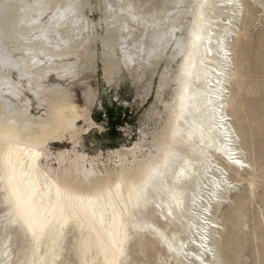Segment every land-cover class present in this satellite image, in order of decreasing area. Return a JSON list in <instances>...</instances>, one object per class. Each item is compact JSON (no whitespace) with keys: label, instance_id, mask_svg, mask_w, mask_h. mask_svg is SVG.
Segmentation results:
<instances>
[{"label":"snow or ice","instance_id":"snow-or-ice-1","mask_svg":"<svg viewBox=\"0 0 264 264\" xmlns=\"http://www.w3.org/2000/svg\"><path fill=\"white\" fill-rule=\"evenodd\" d=\"M252 8L264 20V0H0V264H228L234 231L264 264L230 51ZM101 77L139 112L126 147L92 143ZM241 184L249 214L226 221Z\"/></svg>","mask_w":264,"mask_h":264},{"label":"rangeland","instance_id":"rangeland-1","mask_svg":"<svg viewBox=\"0 0 264 264\" xmlns=\"http://www.w3.org/2000/svg\"><path fill=\"white\" fill-rule=\"evenodd\" d=\"M248 1L245 0V3L247 4ZM259 1L255 3L259 4ZM239 28V34L231 43L235 72L239 77L232 89L235 115L238 117L235 126L247 136L244 148L249 152L250 159L256 168L257 200H259V187L264 181V174H262L264 173V131H262V123H264V20L255 8L246 9ZM93 84L102 94L101 102L104 105L102 109L96 110L94 116L107 125V131L102 142L92 141V143L97 146L103 143L126 147L127 142L124 141L121 132L132 129L134 120L139 122L138 110H133L131 107L125 108L123 104L116 103L113 94L105 90L102 77L94 79ZM116 91L122 94L121 99L124 100L139 89L130 80H125L121 82ZM154 98V94L150 96V99ZM249 118L255 121L254 129L247 128ZM128 139L131 140V136ZM108 150L114 149H105V151ZM87 153L92 155L90 150ZM250 191V188L241 184L229 198L232 204L216 210L221 218L226 221L238 220V217L233 215L237 208L249 214ZM255 246L245 234L238 231L229 232L223 248L224 258L228 264H234V262L239 264L241 260L245 264H260V256L253 251Z\"/></svg>","mask_w":264,"mask_h":264},{"label":"bare ground","instance_id":"bare-ground-1","mask_svg":"<svg viewBox=\"0 0 264 264\" xmlns=\"http://www.w3.org/2000/svg\"><path fill=\"white\" fill-rule=\"evenodd\" d=\"M257 0H254V2H256ZM249 2V1H248ZM259 2H261V0L259 1ZM233 41V40H232ZM232 41L230 42V51L232 50V48H231V43H232ZM231 53H232V56H233V52L231 51ZM233 60H234V58H233ZM234 63H235V61H234ZM65 150H67V149H65ZM87 155H89L88 153H86ZM82 163V167H83V165H84V163L85 162H81ZM87 166H88V168L89 169H91L92 168V164H91V162L89 161V162H87ZM232 194V193H231ZM231 194H230V196H229V198L231 197ZM222 207H224L223 205L220 207V208H218L217 210H219V209H221Z\"/></svg>","mask_w":264,"mask_h":264}]
</instances>
